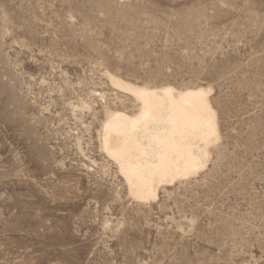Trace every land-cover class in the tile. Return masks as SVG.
Here are the masks:
<instances>
[{
	"label": "rangeland",
	"instance_id": "1",
	"mask_svg": "<svg viewBox=\"0 0 264 264\" xmlns=\"http://www.w3.org/2000/svg\"><path fill=\"white\" fill-rule=\"evenodd\" d=\"M105 71L213 89L219 141L154 202L100 150L134 108ZM0 264H264V0H0Z\"/></svg>",
	"mask_w": 264,
	"mask_h": 264
},
{
	"label": "bare ground",
	"instance_id": "2",
	"mask_svg": "<svg viewBox=\"0 0 264 264\" xmlns=\"http://www.w3.org/2000/svg\"><path fill=\"white\" fill-rule=\"evenodd\" d=\"M103 74L113 90L133 103L131 111L105 107L97 135L101 152L116 165L135 200L154 202L160 187L204 168L219 141L210 86H149Z\"/></svg>",
	"mask_w": 264,
	"mask_h": 264
}]
</instances>
